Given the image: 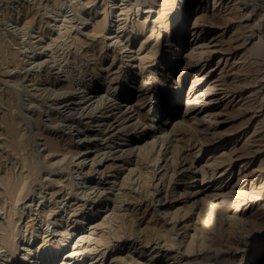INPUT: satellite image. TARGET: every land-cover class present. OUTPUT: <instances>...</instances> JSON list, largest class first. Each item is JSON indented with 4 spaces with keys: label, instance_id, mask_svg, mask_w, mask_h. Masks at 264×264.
<instances>
[{
    "label": "rangeland",
    "instance_id": "obj_1",
    "mask_svg": "<svg viewBox=\"0 0 264 264\" xmlns=\"http://www.w3.org/2000/svg\"><path fill=\"white\" fill-rule=\"evenodd\" d=\"M142 1L0 0V41L5 42L9 50L16 54L19 64L14 66V61L10 57L3 58L0 56V222L6 223L8 216L15 222L16 242H18L17 246H21L18 248V255H20L19 253L22 249L21 243L28 242L31 246L36 245L42 239V232L46 227H48L46 230H49L47 234H50V237L55 236L54 238H58L60 236L59 224L63 223L65 225L67 223L66 225L75 224L76 226L72 231L68 228L67 232L72 235H69L68 241L61 250L52 256L57 261L67 251L74 250L73 256L76 257L73 258L71 264H86L91 260L92 256L94 257L95 255L97 257V253L101 250L102 252L106 251L103 260H101L102 264H113L117 257L125 256L132 257L133 261H124L121 264H185L186 262L183 259L179 260L180 262L176 258L173 259L176 252L179 251L177 250L178 244H174L171 247L164 246L162 237L158 238V240H151L149 247H144L140 237L141 234L137 230L141 229L144 224L141 227L135 224V229L131 235L132 238L126 232L127 230H120L122 233H118L119 239H117L118 237L116 238V234H112L114 232L111 231V226H107L111 224L112 216L114 215L112 198L114 194L122 191L119 190V183L127 176L129 167L133 166L124 164L126 157H116L114 155L119 153L115 154V152L127 144L124 139H130L128 142L130 144L138 140L137 136L139 134L140 138L138 141L140 143L150 138V132L142 133L144 126L141 124L145 121V119L143 121L142 119L146 113L144 105H139L137 110L127 114V116L129 115L128 118L131 117L133 119L136 117L140 122L133 129L131 126L132 121H129L122 128L123 130L116 139H112L114 147L105 149V151H109L111 156L103 157L102 162H105L104 164L96 165L99 162L92 163L95 153L82 157L69 153L65 154V156L59 153L48 154V148L44 144V139L41 135L42 130L52 127V117L55 116L59 121L57 135L65 133L66 138L68 136L66 133L70 131V135L78 143L79 149H83L86 146L94 147L96 144L100 148L107 145H103L105 140H101V136H96L95 138L86 137L82 129L87 128L89 135H95L99 130L100 132L104 130L103 127L96 126L94 121L100 118L101 115H118L119 109H115L112 112H109V110L113 109L115 105H121L122 98L126 97L127 92H130L131 88H136L149 75L148 63L143 65L144 67L141 66L142 68L137 66L139 64L137 53L148 50V42H145L143 47L141 46V40L148 32L141 30L140 26L141 20L145 17L144 9L148 8V4ZM212 1H193L194 4L191 9L179 17L178 25L175 26L173 34L169 36L168 42L164 46L166 54L161 59V63L166 65L167 68L174 65L176 59H178L177 62L179 65L181 64L180 71L186 63L191 65L186 72L188 79L196 72L202 73L204 76L208 75L206 78L208 83H204L207 88L210 87V83L214 78L221 79L219 83H216L214 90L211 89L212 93L215 91L211 97L213 103L209 107L213 120L210 125L211 130L209 132L203 130L205 136H202L204 140L212 141L211 145L203 150L198 157H194L195 149L191 150L190 153L184 150V154L189 153L190 156H193V160H197L196 162L193 161V165L197 167L194 170L199 182H201L202 177L205 179L204 185L197 184L195 181L191 183V180H187V176L192 178L191 176L193 175L187 171L189 170L187 169L189 163L186 164L187 161L183 160L184 155L182 156L183 152L181 151V153H175L173 157L176 162L175 170L178 179L175 182L177 185L176 192H179L180 196L164 201L161 200L160 202L155 201L159 197L163 199L162 194H159L162 191L161 182L158 181L159 175L162 174V167L157 168L155 166L157 172L153 181L154 183L158 181L160 191L154 194V187L142 188L138 175L133 173L127 176L128 180L125 181L123 189L125 192H130L132 200L128 201L129 203L123 202L122 206H119L121 203L118 204L120 214L134 209L137 217L142 218L143 216L145 221L151 216V211L160 208V211L155 212V218L160 222L163 220L165 225H167L166 229L173 233L172 238L177 240L176 242H183L180 244L181 248L184 243L190 240L189 236L191 237L194 231L193 226L197 218L196 210L199 205L197 203L192 208L190 207L183 218L180 217L177 222H174L170 216L161 214L164 209L162 208V203L168 204L170 202L166 207L170 211H174L182 210L183 206L190 203L193 192L200 194V190L203 191V195L200 196L201 199L204 196L205 198H221L222 195L232 196V194H239L243 188L250 186L252 181L261 178L259 169L264 164V0H247L237 4L235 3L236 0H226L222 5H214ZM60 2H62L61 5ZM122 8L124 10L132 9V11L128 12L129 17L123 15L124 12H120ZM103 9L107 10V29L101 33V36L99 34L91 36L95 22L103 17ZM121 13L123 14L120 15ZM155 17L157 18V14ZM154 19L151 20L153 21ZM148 24L149 20L147 21ZM122 27L123 29H121ZM127 31L131 32L132 40L127 47L131 49L128 51L125 48L124 50L126 51L123 53V50H117L119 48L116 47V44H122L125 41L124 35ZM109 37H112V39ZM80 39L88 42V45L85 44V46L90 47L92 45L93 50L89 53L93 54L90 56L91 60L89 62L82 57V51L85 47L79 43ZM113 40L117 42L115 44L111 43L114 42ZM182 42L183 45L180 47ZM176 45L180 47L177 48V51L175 49ZM176 53H178L177 56L175 55ZM122 59L123 63H121ZM120 63L122 64L121 77L123 78L124 76L125 78V75L130 76L132 72H137L136 79L125 81V84H122L123 86H121V82L118 84L119 91L111 93L112 95L108 97V101L111 100L108 104L110 106L109 109L107 106L104 109L101 106L100 109L99 107L96 108V103L92 104L95 99L93 96L96 93L101 94L106 91L108 81L106 77L111 72L116 71ZM99 64L101 67H99ZM108 69H110V72L107 71ZM129 69L132 70L131 73ZM167 72H162V83L159 85L160 92L158 93H160L159 95L162 97L166 107L169 106V103L170 107L173 104L177 105L178 112L176 114H172L170 111L166 114V122L170 123L179 118L182 104L173 98L175 95L172 93V85L175 78L174 74L169 73L170 71ZM158 77H161V71L158 73ZM65 78L73 79L72 83L76 89L75 91L66 93H61V91L59 93V86L63 85ZM152 83L155 85L156 81L152 80ZM186 85L185 83L184 88L178 94L185 93ZM121 87L126 89V92H123ZM148 92H150V89H148ZM117 93L120 96L119 100L115 99ZM6 100L10 103L8 104ZM90 104L93 105L94 110L87 116L84 111ZM60 105L65 106L61 107ZM5 113L6 116L8 113L12 114L17 125L19 124L18 136L11 134L7 130L6 121H4ZM98 115L100 116L98 117ZM202 118H205V116L202 115ZM135 137L136 139H134ZM12 139L14 141H11ZM14 142L18 143L16 144L17 146ZM117 145L120 146L118 147ZM93 147L90 149L95 150L96 148ZM243 148L254 152L247 155L244 159L234 160L241 155ZM18 151H21L20 154ZM171 151L172 146L169 144L162 147L160 157L163 158L159 159L158 165L165 163L163 161L165 160L163 155L165 153H167L168 162H171ZM219 155L225 156L228 159L227 162L233 160V163L228 166L229 168L216 171L208 169L204 173L201 172L200 169L204 164L212 161L211 158L213 156L217 157ZM155 156L156 152L153 151L152 158ZM109 163H113L115 166L113 165L109 170L101 174V170ZM148 164V170H150L153 167V162H148ZM91 166L95 169L93 174L89 175ZM19 172L21 177L18 174ZM247 174H250V176ZM2 175L3 177L8 175L23 182L16 198H10L11 196L6 192L8 190L5 189L6 186L1 181ZM244 175L248 176V180L242 183L241 179ZM98 181L100 185L96 186L95 183H99ZM228 181L230 182V187L224 188ZM199 184L200 187L198 186ZM233 186L235 188L232 189ZM99 187H104L101 193H98ZM182 192H184V195ZM11 200L14 203L13 208ZM261 202H264V197ZM216 203L218 204L219 201H216ZM3 204L4 206H2ZM78 205L84 210L79 214V211H76ZM256 207L257 205H252L244 217H248L251 213H258ZM126 208L129 210H126ZM75 212L78 214L76 215L77 217L72 215ZM109 213L112 215L110 216ZM240 215L243 216V214ZM103 218L105 220L108 219V224L104 225L102 229L104 228L103 232L106 234L111 233L109 235L110 242L106 245L107 247L103 244L98 247L99 250L95 249L93 250L95 253L91 254L90 249L97 245L96 241L90 240V243L92 241V244H90L88 242L89 239H86L88 237L85 238L84 236L90 235V232H92L90 230L91 226L100 222ZM183 219H186L187 222L183 221ZM113 222L114 225L118 223L117 220ZM218 222H220V219ZM43 224L44 229L42 228ZM161 225L160 223L159 226ZM216 225L217 222L214 225L215 228ZM22 229L26 230L23 231ZM98 231L99 229L89 237L91 239L96 237ZM208 231L213 234L212 225ZM234 233L228 237L226 235L216 237L214 245H207L201 251H199L200 247L195 242L194 250L195 252L198 251L197 254L200 256H204L203 252L205 250L209 249L210 252H216V249H220L219 253H216V257L214 255L211 259H206L204 264H224V260H228L231 264L237 245H241L246 253V259L244 258L246 264H264V226L262 228L256 226L249 227V229L246 228V230L240 229ZM80 235H84L82 236L84 237L81 239L82 241H78L81 238ZM166 247L167 249L165 250ZM216 258L217 260H215ZM9 262L7 251L4 248L0 249V264H9ZM198 264L200 263L198 262Z\"/></svg>",
    "mask_w": 264,
    "mask_h": 264
},
{
    "label": "bare ground",
    "instance_id": "obj_2",
    "mask_svg": "<svg viewBox=\"0 0 264 264\" xmlns=\"http://www.w3.org/2000/svg\"><path fill=\"white\" fill-rule=\"evenodd\" d=\"M143 1L148 4L147 5L148 8L144 9L143 13L145 14V17H143V19L141 20L140 26L142 28L141 30H145V31H148V32L143 37V40H141L142 41L141 42V46L143 47L144 43L148 42V50L146 52L145 51H140L139 53H137V56H138L137 60L139 61V64L137 66L142 68L141 66L145 65L146 63H148L149 65L147 67L150 69L149 70V75H148L147 78L143 79L141 81V83L136 86V88H134V89L131 88L132 90L130 92H127L126 97L122 98L123 101H121L122 102L121 105H123V106L115 105L113 109H111L112 107L110 108L111 110H109V112H112L115 109H119L118 113L121 114V115L118 114L119 115L118 116L116 114H111L109 116H106V115L103 116V115L100 114L101 117L97 118L94 121V122H96V126L103 127V129H104V130H102L103 132L102 131L100 132V130H99L97 132V134L89 135L87 128L86 129H82L83 132L86 134L85 135L86 137H91V138L94 137L95 138L96 136H101L100 139L101 140H105L104 144L103 143L102 144L103 145L107 144V145L102 147V148H100V146L98 144H96L94 147L92 146L93 148H96L95 150L94 149H90L92 147H89V146H86L83 149H79V145H78V143H76L74 141V138L70 135V131H68L66 133V134H68V136L66 138H65V133H63V134L61 133L62 135H57L58 129H59V126H58L59 125V123H58L59 121H58V118H56L55 116L52 117V127H50V129L49 128L48 129L43 128L45 130L41 131V135L43 136L44 144L48 148V152H49L48 154L59 153V154L65 156V154L67 155L69 153V154H72V155H75V156L78 155L79 157H82V156H87V155H90L92 153L93 154L95 153L93 158H92V161H93L92 163L95 164L96 162L97 163L99 162V164H96V165H100V164L103 163L102 162L103 157L106 158L108 156H111L109 151L107 152V151H105V149L106 148L112 149L114 147V145H113L114 143H113L112 139H114V140L116 139V137L119 135V133L123 130L122 128L124 126H126V123H128L129 121H132L131 126H132L133 129H135V127L138 124V122H140L136 117L133 118V119H131V117L128 118L129 115L127 116V114L128 113H133L135 110L138 109L139 105H144L145 109H146V113H145V116L142 119V121L145 119V121H143V124H141V125L144 126V128L142 130V133L150 132V138L147 139L146 141H144L143 143H140V141H138L139 138H140V134H139L137 136L138 140L136 142H131L130 144L128 143L130 141V139H124V141H126L127 144H125L117 152H115V154L119 153L118 155L117 154L116 155L113 154V155L116 156V157L117 156L118 157H124V156L126 157V159L124 160V164L126 163L129 166L133 165V166L129 167L127 176H130L133 173L137 174L138 175L137 177L140 179L139 182L141 183L140 185L142 186V188H144V187L147 188V187L152 186L155 189V191H154V194H155V192L160 191V189L158 188V181L161 182L160 185H161L162 191H161V193H159V192L158 193L162 194L163 199H160V197L157 200L153 199L155 201H159L160 202L161 200L164 201L166 199H173V198H176L177 196H180V193L176 192L177 185H176L175 182H177L178 179H177L176 170H175L176 162H175V160L173 158L174 154L177 153V152L181 153V151H182L183 152L182 156L184 155L183 156V158H184L183 160L187 161L186 164L189 163V166H187V169H189V170H187V171L193 176H191L192 178H190V176H187V180H191V183H192V181H195L197 184L200 183V184L204 185L203 182L205 181V179L202 177L201 182H199V180H198L199 178L196 175V171L194 170L197 167H195L193 165L194 164L193 161H195V160H193L194 159V158H192L193 156H190L189 153H190L191 150L195 149V152H194L195 156L194 157H198V156L201 155V152L203 150H205L208 146L211 145L212 141L208 142L207 140H204V138L202 136L203 135L205 136V133L203 132V130H205L207 132H209L211 130L210 125H211V123H213V120H212L211 113H210L211 109L209 107H210L211 103H213L211 97H212V94L215 92V91H213V93H212L211 89L214 90V88L216 87V83H219L221 81V79L214 78V80H212L211 83H210V87L207 88L206 84L208 83V80H206V78H207L208 75L204 76L202 73L196 72L191 78H189V79L187 78L186 72H187L189 66H191L188 63H186L183 68H181L182 69L181 71H180L181 64L179 65V63L177 62L178 59H176L175 64L170 66L169 68H167L166 65L161 63L162 62L161 59L163 58L164 54H166L164 46L168 42L169 36L171 34H173L175 26L178 25L179 17H181L182 15H184V13H186V11H189L191 9V7L194 4V2H193L194 0H143ZM242 1H247V0H236L235 3L236 4L237 3H241ZM212 2H213L214 5H222L223 3L226 2V0H213ZM61 3L62 2H60V5H61ZM56 7H57V5H56ZM130 10L132 11V9L124 10L122 8V11H120V12H124V14L121 13L120 15L123 14V15H126L127 17H129L128 16V12ZM102 14H103L102 15L103 17L100 20L95 22V24L93 26V30L91 31L92 32L91 36H95V35L97 36L98 34L101 36V33L104 32L107 29V24H108L107 23V19H108L107 18V10L103 9ZM156 14H157V18L155 17ZM154 17H155V19H154ZM151 19H154V20L152 21ZM148 20H149V24L147 25V21ZM62 21H63V19H62ZM134 23H135V21H134ZM119 28H120V26H119ZM121 29H123V27ZM124 36H125V41L122 44H116V47L119 48L117 50H123V53L126 51L124 49L129 46L130 41L132 40L131 39V32L127 31ZM109 38L112 39V37H109ZM12 39H13V37H12ZM40 41H42V40H40ZM12 42H14V41H12ZM116 42L114 41V42H111V43L115 44ZM183 42L181 43L180 47L183 45ZM65 43H66V41H65ZM79 43L81 45H84V47H85L84 50L82 51L83 52V56H82V54H81V56L84 59H86V61L88 60V62H89L91 60L90 56L93 54V53H91V54L89 53L91 50H93L92 45L90 47L89 46H85V44H87L88 42H86L85 40H81V39L79 40ZM68 47H70V46H68ZM178 47L179 46L176 45V47H175L176 51H177ZM168 48H169V46H168ZM129 49H131V48H129ZM129 49L127 48L128 51H129ZM172 50L174 51V49H172ZM121 53H122V51H121ZM0 54H1L0 56H2L3 58L10 57L14 61L13 62L14 66H15V64L19 65L18 61H17L18 59L16 58V54L11 52L9 50L8 45L5 42H3V41H0ZM135 54H136V51H135ZM177 54L178 53H176L175 55L177 56ZM3 63H4V61H3ZM121 63H123V59L121 60ZM121 63H120V65H119V67H118V69L116 71L111 72V74L106 77V79L108 80L107 81V85H106V91L104 93H101V94H97L96 93L93 96L95 99H94V102L92 104L96 103V105H97L96 108L99 107V109H100V106H101L104 109L107 106L108 109H109L110 106H108V104L110 103L111 100L108 101V99H109L108 97L110 95H112L111 93L119 91L120 88H119L118 84H120V82H121V86H123L125 84L124 83L125 81H128V80L130 81L131 79L132 80L136 79V77H137L136 73L137 72L134 73L130 69H129L130 73L132 72L130 74V76L129 75H125V78L123 76L124 79L121 77V71H122L121 70V65H122ZM95 64H96V62H95ZM99 67H101L100 64H99ZM159 70L161 71V77H158V73H160ZM15 71H16V69H15ZM107 71L110 72V69H108ZM163 71H165V72L166 71H168V72L170 71L169 73L174 74V78L175 79H174L173 85H172L173 86L172 87V91H173L172 93H174L175 96H173V98H175L178 103L181 102V104H182L181 113L179 112V118H177L176 120L171 121L170 123L166 122V119H167L166 114L169 111L172 114H176L178 112V110H177V105L176 104H173L170 107V103H169V106L166 107L162 97L159 95L160 93H158V92H160L159 91V85H160V83H162V72ZM25 74H27V73H25ZM152 80L156 81L155 85H153ZM72 82H73L72 78H67V79L65 78V80H63V85H61V87L59 86V89H58L59 93L61 91H62L61 93L75 91L76 89L74 88ZM185 83L187 84L186 87H185L186 88L185 89L186 90L185 93H183L181 95L178 94V93H180L182 91L181 89L184 88ZM204 83H206V84L204 85ZM121 89H122V87H121ZM148 89H150V92H148ZM122 91L126 92V89H122ZM92 93H94V92H92ZM115 99H117V100L120 99V96H118V93L116 94ZM121 102L119 101V103H121ZM9 103L10 102H8V104ZM113 103H111V104H113ZM92 104H90L88 106V108H90V109L87 108L84 111V113L87 116L90 115L93 112V110H94L93 109L94 107H93ZM64 106L62 105L61 107H64ZM10 109H8V110H10ZM56 109H58V108H56ZM124 112H126V113L123 114ZM200 112H201V114H200ZM10 113H11V111H10ZM100 113H101V111H100ZM8 115H10V114L8 113ZM8 115L6 116V113L4 115V117H5L4 121H6L5 125L7 126V130L11 134L18 136L19 135V130H20L19 127H18L19 124L17 125V122L14 120L12 114L10 116H8ZM100 115H98V117ZM202 115H204L205 118H202ZM2 117H3V114H2ZM126 119H127V121H126ZM129 126H130V124H129ZM67 127H68V125H67ZM155 130H157V131H155ZM6 133H7V131H6ZM16 138H19V137H16ZM14 139H12L11 141H14ZM134 139H136V137ZM15 140H17V139H15ZM198 140H199V142H198ZM15 142H14L15 145L18 144V143H15ZM166 144H169V145L172 146V151H171L172 160H171V162H168L167 153H165V154H163L164 155V159H165L163 161L165 163L162 164V165H158V162H160L159 159L161 158L160 157V153L162 152V147H164ZM9 146H10V144H9ZM117 146L119 147L120 145H117ZM14 148H13V150H14ZM93 150H94V152H93ZM184 150L187 151V152L189 151V153L184 154L185 153ZM153 151L156 152V156L154 158H152V152ZM20 152H19V154H20ZM252 152H254V151H252ZM252 152H250L249 149H247V148H243L241 155L236 157L234 160H239L240 158L244 159V158L247 157V155H250V153H252ZM179 155H181V154H179ZM235 155H237V153H235ZM182 156H181V158H182ZM132 157H133V159H132ZM177 157H178V155H177ZM114 159H116V158H114ZM211 159H212V161H210V162L208 161L200 169L201 172L204 173V172L208 171V169H213L215 171L216 170H222L223 168L226 169V168H229L228 166L233 163V160H230L229 162H227L228 159L225 156H222V155H219L217 157L213 156V158H211ZM28 160H30V159H28ZM177 161H179V160H177ZM148 162H153V167L150 168V170H148V165H149ZM113 165H114L113 163L107 164L106 167L101 170V174L104 173L106 170H109ZM31 166H32V164H31ZM155 166H157V168L162 167V170H161L162 174L159 175V178H158L159 180L157 181V183H154V181H153V179H155L154 177L156 176V172H157L156 171L157 168ZM90 168L91 169L89 170V175H92L95 168L92 167V166ZM176 168H177V166H176ZM200 170H199V172H200ZM190 171H192V172H190ZM259 171H260L261 178L258 179V180H256V179L254 180L253 179L254 181L251 182V185L243 188L240 191L239 194H234V195L232 194V196L222 195L221 198H208V197L205 198V196H204L201 199L200 196L203 195V191L202 190H200V194H197L196 192L191 191L194 194L190 198L191 199L190 203H188L187 205L183 206L182 210L178 209V210H174V211H170L168 209V207H166V205H168L170 202H168V204H166V203L163 204L164 203L163 202L162 203V208H164V209H163L161 214H164L165 216L168 215V217L170 216L171 220H174V222H177V219H179L180 217L183 218L187 214V212H188L190 207L192 208V206H194L197 203L199 205L197 210L195 208L196 213H197V218H196V223L193 226V230L194 231L191 234V237L189 236L190 240L187 243H184V245H182L183 246L182 248L180 247V244L183 243V242L182 241L176 242L177 240H174L172 238V234L173 233L169 229H166L167 225H165L163 220L160 222V221H157L158 219L155 218L156 217L155 212L156 211H160L161 210L160 208L159 209H154L153 211H151L152 212L151 216L149 217V219H147V221H145V217L143 218V216H142V218H138L137 214L134 211V209H131L130 211H127V212L125 211L123 214H120V211H119L120 207L119 206H122L123 202L124 203L125 202L129 203L128 201L132 200V198L130 197V192L128 193V191L125 192L123 190L124 189V185H125V181L128 180L127 176L125 178H123V180L120 181V183H119L120 188L119 187L118 188H119V190H122V191L120 193H118V194L117 193L114 194V197L112 198V200L114 202V205H113V208H112V211H113L114 215L112 216L111 224L107 225L108 224V219L105 220L104 219L105 217H104L100 222L95 223V225L93 224L91 226V228H90V230H92V232H90V235L92 233H95L96 230L99 229V231L96 233L97 234L96 237L91 239V237H89L90 235H87V236L82 235V236H84L85 238L88 237L86 239L87 240L89 239V241H88L89 243H90V240L96 241L97 245L94 246L96 248H94V247L92 248L91 247V249H90L91 254H94L95 252L93 250H95V249L97 250L98 247H100L103 244H104V246H106L110 242L109 235L111 233L106 234L105 232H103L104 228L102 229V227H104V225L111 226V229H112L111 231L114 232L112 234H116V238L118 237L117 239H119L120 236L118 235V233L120 232V230H127L126 232L129 233V236L131 237L132 232L135 229L134 228L135 224H137L138 227H141L142 224H144V226L141 229H137L138 233L141 234L140 237L142 239V243L144 244V247H146V248L149 247L148 245L151 242V240H153V241L156 240V239L158 240V238L162 237L163 241H164V246L171 247V246H174V244H178L177 250H179V251L176 250L177 252H176V254H175L173 259L176 258V259H178V261L181 260V259L186 260L185 264H198V262L200 264H204L205 263L204 261L206 259L209 260L214 255L216 257L217 256L216 253H219L220 249H216V252H212V251L210 252L209 249H208L209 251L205 250L203 252L204 256H200L199 254H197L198 251L195 252V250H194V243L195 242L200 247L199 251H201V250H204L203 247H206L207 245H210V244L214 245V241L216 240L215 239L216 237H223L224 235H226L228 237L232 233H234L235 231L240 230V229H242V230L245 229L246 230V228L249 229V227L252 228V227L258 226V227L262 228L264 226V202H261L262 198L264 197V164L261 166V169H259ZM31 172H33V171H31ZM31 172H30V174H32ZM10 173H11V171H10ZM18 174L20 175V172ZM197 174H200V173H197ZM221 174H223V173H221ZM247 175H244L243 178L241 179L242 183H245L248 180L247 177L250 176V174L248 176ZM254 175H257V174H254ZM67 176H68V174H67ZM20 177H21V175H20ZM1 178H2L1 181L6 186L5 189L8 190V191H6V190L5 191L7 193H9V195L11 196L10 198H16L18 192L22 188V183L23 182H21L20 179H14V178H12V177H10L8 175H5L4 177L2 175ZM113 182H114V180H113ZM95 184H96V186H99L100 182L99 183H95ZM200 184L198 185L199 187H200ZM228 187H230V182L229 181L227 182L226 185H224V188H228ZM109 188H110V186H109ZM233 188H235V187L233 186L232 189ZM26 189H27V187H26ZM103 189H104V187H99L98 193H101L103 191ZM67 192H69V191H67ZM182 194L184 195V192H182ZM14 201H16V200H14ZM216 201H219V203L217 204ZM247 201H248V203L245 205V202H247ZM11 202H12V200H11ZM152 202H154V201H152ZM120 203H121V205L118 206V204H120ZM135 204L137 205V203H135ZM252 205H257V207H256L257 210L256 211L258 213H256V214L255 213H251L248 217H244V215H246V213L248 212V210H250ZM2 206H4V204ZM7 206H8V204H7ZM13 207H14V203H13L12 208ZM126 210H129V209L126 208ZM76 211H79L78 212V214H79V213H81L84 210H83L82 207H79V205H78V209ZM78 214L75 212L72 215L76 216ZM112 214H110V216ZM240 214H243V216H241ZM47 215H49V214H47ZM153 218H155V219H153ZM139 219H141V220H139ZM219 219H220V222H218ZM221 219H223V220H221ZM114 220L118 221V223L116 225H114V222H113ZM109 221H110V219H109ZM183 221L187 222L186 219L185 220L183 219ZM216 222H217V225H216V228H215L214 225L216 224ZM75 223H76V221H75ZM160 223L162 224L161 226H159ZM17 224H18V222H17ZM66 224L65 225L63 223L59 224L60 225V231H59L60 232V236H59L60 238L59 237L58 238H54L55 236L54 237H50V234H47V232L49 230H46L48 227H46V229L43 230V232H42L43 233L42 239L39 242H37L36 245L31 246L28 242L24 243L22 241L23 242V243H21L22 249H21V252L19 253L20 255H18V248H20L21 246L20 247L17 246L18 242H16V232H15L16 225H15V222L12 220V218L10 216H8L6 223H1L0 222V249L4 248L7 251L8 259L10 261L9 264H71L73 258L76 257V256H73L74 255L73 252H75L74 250L67 251L63 257L58 258V261L54 260L52 258V256L55 253H58L61 250V248L63 247V245L68 241L69 235L71 234V233L69 234L67 232L68 228H70L71 231H72L73 228L75 229V226H76L75 224H72V225H66ZM211 225H212L213 234H211L210 231H208L210 229ZM27 226H28V224H27ZM43 226H44V224L42 225V228H43ZM52 227H54V226H52ZM25 230H23V231H25ZM106 230H108V229H106ZM172 230H173V228H172ZM16 231H17V229H16ZM111 231H109V232H111ZM126 232H125V235H126ZM120 233H122V232H120ZM188 235H190V234H188ZM82 236L80 235L81 238L78 241H82L81 239L84 238ZM123 236H124V234H123ZM127 236H128V234H127ZM137 236L139 237L138 234H137ZM111 237H114V236H111ZM232 238H233V236H232ZM90 244H92V241H91ZM227 246H229V245H227ZM161 247H163V246L161 245ZM230 247H231V245H230ZM84 249H85V247H84ZM166 249H167V247L165 248V250ZM78 250H80V249H78ZM173 250H175V249H173ZM211 250H212V248H211ZM88 251H89V249H88ZM105 252L106 251L102 252L100 250L97 253L98 256L97 255H96L97 257H95V255H94V257L92 256L91 260H89V262L86 263V264H102L101 260H103ZM194 253H196V254H194ZM245 254H246L245 250L242 249V246L241 245H237V250L234 253L233 261H231V264H246V260H245L246 259V255ZM127 255H129V254H127ZM215 260H217V258ZM46 261H48V262H46ZM124 261H131L132 262L133 259H132V257L130 258L128 256L117 257L114 260V263L115 264H121ZM223 263L224 264H230L228 262V260H226V261L224 260Z\"/></svg>",
    "mask_w": 264,
    "mask_h": 264
}]
</instances>
